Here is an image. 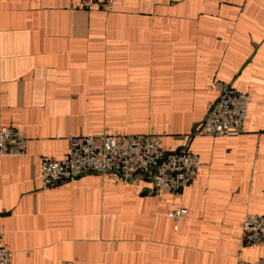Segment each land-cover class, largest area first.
<instances>
[{"label":"crops","instance_id":"0c3cea01","mask_svg":"<svg viewBox=\"0 0 264 264\" xmlns=\"http://www.w3.org/2000/svg\"><path fill=\"white\" fill-rule=\"evenodd\" d=\"M219 79L245 92L237 136L193 135ZM26 152L0 155V241L10 264H256L246 214L264 215V0H0V127ZM158 132L201 167L181 194L89 173L43 187L42 158L67 138ZM184 210L180 217L173 212Z\"/></svg>","mask_w":264,"mask_h":264},{"label":"built area","instance_id":"2783aa9c","mask_svg":"<svg viewBox=\"0 0 264 264\" xmlns=\"http://www.w3.org/2000/svg\"><path fill=\"white\" fill-rule=\"evenodd\" d=\"M114 0H77L78 7L108 9ZM217 97L193 135L221 137L237 136L244 130L249 105L245 92L219 79L212 81ZM27 134L24 129L0 127V155L22 156L26 152ZM67 154L54 160L42 158L40 172L43 187H50L79 176L114 174L124 182H150V193L161 198L164 193L181 194L193 185L201 167L196 154L188 150L166 151L160 134L153 129L145 133L94 132L67 138ZM184 210L173 212L175 218ZM243 245L264 243V215L246 214L241 225ZM13 253L0 241V264H10ZM256 264H264V257Z\"/></svg>","mask_w":264,"mask_h":264}]
</instances>
